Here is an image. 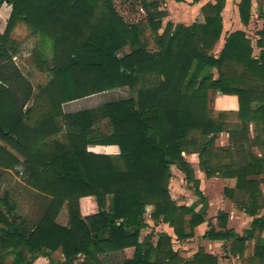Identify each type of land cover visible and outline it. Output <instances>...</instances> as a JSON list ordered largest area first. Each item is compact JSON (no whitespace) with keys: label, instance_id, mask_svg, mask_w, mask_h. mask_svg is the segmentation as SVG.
Returning a JSON list of instances; mask_svg holds the SVG:
<instances>
[{"label":"trees","instance_id":"obj_1","mask_svg":"<svg viewBox=\"0 0 264 264\" xmlns=\"http://www.w3.org/2000/svg\"><path fill=\"white\" fill-rule=\"evenodd\" d=\"M129 1L143 19L126 21L115 0H0V8H11L0 33V185L14 172L36 205L35 215H22L7 191L0 194V264H105L101 257L117 252L122 264H219L201 248L179 257L166 233L154 243L151 235L140 240L148 207L150 220L171 228L177 242L207 222V199L186 155H196L206 178L235 180L223 195L253 218L239 236L220 212L218 229L203 239L231 242L229 253L241 259L246 242L264 229L256 217L264 201V24L254 45L235 31L214 54L223 0L202 7L203 23L189 26H162L161 0ZM250 10V0L239 2L244 26ZM20 23L38 38L37 64L51 74L36 90L13 61L18 45L10 35ZM124 48L129 52L120 56ZM113 91L114 100L93 108H67ZM223 97L236 100L235 111L211 108ZM221 133L228 145L216 147ZM88 146L119 153L95 154ZM172 167L199 199L198 210L171 198ZM63 207L67 227L56 223ZM247 262L264 264L259 236Z\"/></svg>","mask_w":264,"mask_h":264},{"label":"rangeland","instance_id":"obj_2","mask_svg":"<svg viewBox=\"0 0 264 264\" xmlns=\"http://www.w3.org/2000/svg\"><path fill=\"white\" fill-rule=\"evenodd\" d=\"M164 1L161 0L163 4ZM166 3V2H165ZM169 3V2H168ZM186 3V2H185ZM161 4V8L167 10V7ZM189 5V4H188ZM190 6V5H189ZM115 8L117 12L128 22H137L144 18V13L141 11L140 7L131 3L129 0H115ZM186 5H181L180 3L176 6V10L173 12V15L185 16L190 13V10ZM190 15V14H189ZM9 16L0 14V33L3 32L5 28L6 21ZM193 20L190 19L189 22L185 23L184 20H175L168 15L167 18L163 19L162 26H164L167 22L175 25L176 23H180L183 26H187L191 24ZM177 25V24H176ZM254 28V26H253ZM246 33L248 39L253 44L254 32L255 30L250 29L247 30ZM10 38L15 41L18 45V54L13 58V61L20 69L21 73L29 80L33 89L36 90L38 86L45 85L50 79V73L46 71L45 67L39 66L36 60V53L39 47L38 38L33 36L31 31L22 23L18 24L13 32L10 35ZM222 41L215 45L213 53L217 54L219 48L221 46ZM44 53L48 56L49 49L47 46L44 47ZM128 48H124L119 52V55H123L128 53ZM125 93H121L119 97L124 96ZM119 95L116 91L107 92L102 95H97L88 100H80L77 104L73 106L67 107L68 110L72 109H86L93 108L97 105H100L104 102L114 100L115 96ZM211 108L214 109V102L211 105ZM227 121L229 124H235L236 119L234 115H229L227 117ZM101 130L104 133H109L110 129L106 122L102 123ZM228 145V135L226 133H221L215 141L216 147H225ZM254 152L257 151L254 149ZM185 159L191 164L195 171V176L199 179V189L202 194L206 197L208 203L207 210V218L209 221V226L203 227V230H200V226L195 228L193 237L184 242H177L173 236L172 229L169 228L166 230L170 231L173 243V249L179 255V257L183 259H189L192 255H194L198 249H203L206 253L217 257L219 264H231L232 256H225V253L222 251L220 246H217L215 243H208L209 240H205L201 238V232L209 231L211 227H215L217 230L218 221L217 216L218 212L223 211L229 212L231 208L235 205L223 195V189L225 187H232L233 182L229 181H220L218 177L206 178L203 173L198 170L197 165V157L196 155H186ZM171 179L169 182V193L173 201L179 206H187L190 207L192 205H196V210L200 208L199 199L193 194V192L187 187L186 183L183 180V174L180 173L176 168H171ZM3 180L0 185V194L4 191H7L12 199L18 205V212L22 215L33 216L36 214V205L32 199V196L29 192L24 190L21 186L22 178L20 176H15L14 172H7L3 174ZM222 179V178H221ZM261 191L264 193V184L261 185ZM211 204V205H210ZM151 212V207H148L146 213L144 215V219L149 224V228L146 230H142L140 233V240L145 238L148 235L152 236V242L154 243L157 234L164 233L165 229L158 228L159 224H154L150 218L149 214ZM264 213V211H262ZM216 216V217H215ZM233 218V217H232ZM229 222V221H228ZM56 223L67 227L68 225V217L66 207H63L60 211ZM231 225L236 226V219H231ZM241 225L244 226V223ZM229 226V224H228ZM123 256H106L101 257V259L105 262V264H122ZM54 261H61L62 257L59 252L53 254Z\"/></svg>","mask_w":264,"mask_h":264},{"label":"crops","instance_id":"obj_3","mask_svg":"<svg viewBox=\"0 0 264 264\" xmlns=\"http://www.w3.org/2000/svg\"><path fill=\"white\" fill-rule=\"evenodd\" d=\"M162 1H164L162 5L167 7V10L164 9L166 11V14H167L166 18L168 17V15H170L172 18L174 17V19L177 21L183 19L184 22L186 21L185 23H187L190 21V19H192L193 21L191 22V24H194V23L201 24L204 21L203 16L201 14V8L204 7L206 4H215L216 1H218V0H162ZM223 1H224V7H223V10L221 12L223 30H222V37L220 39L222 41L221 42L222 44L219 48V51L223 47L224 37H226L227 35H229L232 32H235V31H242L246 34V33H248L247 30H250V29L253 30L254 29L255 32L253 33L254 38L252 41L253 45H254L255 41L257 39L256 33L262 28V26L264 24V0H250V2H251L250 20H249V23L247 26H244L241 23L240 18H239V14H238V4L241 0H223ZM179 3L181 5L187 4V7L189 8L188 10H190V13H189L190 15L189 14L185 15V16H180V15H176V14L173 15V12L176 10V6ZM10 10H11L10 6L3 4L2 7L0 8V14L9 16ZM176 24H180V23H176ZM191 24H189V25H191ZM189 25H187V26H189ZM253 26H254V28H253ZM246 37H247V35H246ZM258 53H259V50L257 48H254L253 49V55L257 56ZM214 108L216 110H220V111H230V110L235 111L236 110V100L234 98H224V97L218 98L214 102ZM87 150L89 152H92L95 154H101V155H113V156H115L119 153V150L116 146H88ZM218 180L233 182L232 187H225L224 189H226V188L231 189L235 185V180H233V179L218 178ZM224 189H223V191H224ZM207 205H208V203H207ZM207 210H208V208H207ZM221 210L222 211H219L218 213L223 212L224 214L227 215V228L233 230L237 235L241 236V235H243V233L245 231L250 229L251 222H252L253 218L246 215L244 212L240 211L239 209H237L236 206L231 208L229 210V212H225V211H223V209H221ZM262 211H264V201L262 202L261 209L259 210L256 217L264 218V213ZM232 217L236 219V226L231 225V223H230L231 219H233ZM206 221L207 222L204 225L208 227L209 221H208L207 215H206ZM242 223H244V226L241 225ZM228 224H229V226H228ZM204 225L200 226V230H203ZM162 227L165 229L164 233H166L170 236L171 235V233H169L170 231L166 230V228L169 229V227L167 225H164V224H159L158 228H162ZM206 232L207 231L201 232L202 233L201 238L203 237V235ZM257 236L264 239V229L261 233H259L258 231L255 232L254 237L246 242L243 258L240 259L239 256H232L231 264H253V263H249L247 261L249 259H251V257L253 256L255 239ZM204 241H205V239H203V242ZM208 243H215L217 246L221 247L222 251L225 253V256H228V257L230 256L229 249H230L231 242L208 241ZM210 254H212V253H210ZM120 255H122L123 256L122 258L124 259V254L121 252H117V253L111 254L109 256H120Z\"/></svg>","mask_w":264,"mask_h":264}]
</instances>
